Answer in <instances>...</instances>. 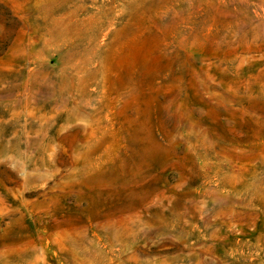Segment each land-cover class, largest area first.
I'll return each instance as SVG.
<instances>
[{
  "label": "rangeland",
  "instance_id": "rangeland-1",
  "mask_svg": "<svg viewBox=\"0 0 264 264\" xmlns=\"http://www.w3.org/2000/svg\"><path fill=\"white\" fill-rule=\"evenodd\" d=\"M0 264H264V0H0Z\"/></svg>",
  "mask_w": 264,
  "mask_h": 264
}]
</instances>
